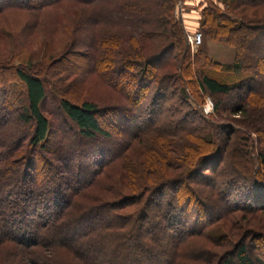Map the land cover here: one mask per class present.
Here are the masks:
<instances>
[{
  "label": "trees",
  "instance_id": "obj_1",
  "mask_svg": "<svg viewBox=\"0 0 264 264\" xmlns=\"http://www.w3.org/2000/svg\"><path fill=\"white\" fill-rule=\"evenodd\" d=\"M178 1L0 0V25L12 23L7 10L30 16L18 37L24 49L39 34L50 44L64 33V49L86 58V73L120 98L99 104L59 95L55 76L65 69L54 67L55 57L18 59L0 28V247H21L24 264H56L63 248L83 264H264V174L230 168L217 185L239 130L217 117L220 101L215 119L197 99L257 83L258 100L264 0H217L223 9L208 0L201 9L202 37L234 49L226 63L211 60L205 44L191 52ZM45 6L53 16L30 11ZM244 109L229 111L247 118ZM107 114L113 121L104 124L125 137L113 150L100 121ZM256 156L264 168V144ZM213 227L222 233L211 235Z\"/></svg>",
  "mask_w": 264,
  "mask_h": 264
},
{
  "label": "rangeland",
  "instance_id": "obj_2",
  "mask_svg": "<svg viewBox=\"0 0 264 264\" xmlns=\"http://www.w3.org/2000/svg\"><path fill=\"white\" fill-rule=\"evenodd\" d=\"M208 0H179L177 6H175V11L179 13V16L181 17V20L183 22L184 28L186 29V32L188 31L189 33H192L194 31H200V25H201V19H200V12L201 9L206 5ZM215 1L218 5L221 6L223 9V6L217 1ZM64 7L63 8H69L70 9V14L75 15V11L70 6L69 2H63L62 4ZM53 6H45V7H40L35 10L31 9L30 11H34L35 14L37 13V16L39 17L40 14H43L42 16L50 17L53 15L48 14V12L53 9ZM60 9V10H63ZM192 10V11H191ZM190 13L193 16H190L188 20L187 16L184 18L185 23L183 21V13ZM5 16H7V20L9 22H12L10 24L8 23H1L0 28H3L6 31V43H7V51H13L18 55V59H22L24 61H28L30 63L39 61L42 56L46 57L48 55V59L51 55L55 57L56 59V64L55 68L59 69H65L61 74L59 72H56L55 79L61 75L60 79L55 81V84L57 88H52L56 90V92L59 95H64L67 96L68 98H71L74 101L79 100V99H90L93 101H96L99 104L107 102V99L109 102L112 101L113 98L110 96L114 97V99H120L119 95L116 94L113 90H111L104 82L102 79H100L99 76H96V74H87L86 73V63L87 60L84 58L81 54L77 55L74 54V50L69 48L68 50L64 49L68 39L66 38V35L63 33L61 34L60 31L57 32V40L54 43L48 44V38L50 39L49 34H39V40L36 41L33 45H30L24 49L20 43V39L18 38L19 35L27 30H23L22 26H25L28 19L30 20V16L27 17L28 12H24L19 9L15 10H7L5 12ZM60 15L62 12H59ZM39 14V15H38ZM28 18V19H26ZM43 19V17H41ZM70 20V18H69ZM75 20V19H74ZM56 22L55 20L49 21L48 26L54 25ZM186 25V27H185ZM26 27V26H25ZM50 30V27H49ZM50 32V31H49ZM187 32V33H188ZM202 35V34H201ZM60 39H64V41H60ZM206 48V52L208 57L211 60L218 61V62H231L234 56V49L233 47L225 42L222 41H216L213 39H208L205 40L204 34L201 39L200 45H198L195 49L191 50V52L197 51L198 48H201L202 45ZM5 47V46H4ZM6 48V47H5ZM261 51V50H260ZM4 53V52H3ZM82 53V52H79ZM262 53V52H261ZM3 55V54H2ZM243 56H245V53H243ZM5 57V56H2ZM81 66V67H80ZM79 67V68H78ZM85 71V72H84ZM262 76V77H261ZM3 78L9 77L8 74L3 75ZM260 79H264V75H260ZM54 79V78H53ZM52 79V81H53ZM73 81V82H72ZM79 83H84V87L81 86ZM73 84V86H72ZM195 86V85H194ZM133 87L130 86V93L132 95L133 93ZM258 87L259 85L257 83H252L250 84V90L251 91H245L246 87H242L241 90L238 91H233L230 95H220V96H211L208 93H199L200 98H197L198 101L201 102V105L204 107V105L207 103L209 104L208 107H210V112H207L206 114L211 115V117L217 119L223 118V120L228 123L230 126L228 127L230 131H236L239 130V137L233 140L235 145V151L232 152V157L230 155L226 154V158L224 160V163L222 165L223 167V175L218 174V177L221 178L222 181H220L217 185L219 186H224V181L230 177L226 173L230 168L233 169H242V175H245V172H247V168L249 169L251 166L254 167L256 166L257 169L256 171L258 173H263L264 174V168L261 167L260 164H258L257 160V152L261 149V147L264 144V85L262 86L263 90L262 92L257 96L258 100L253 102V97L258 93ZM197 89V88H194ZM83 90V91H81ZM151 95L150 91L145 92V98L141 100L137 104V111L141 114V118H144L145 116V111L142 112L143 109V104L146 102V98ZM194 95V93H192ZM237 95H242V101L238 99ZM69 98V99H70ZM217 101L221 102V108H219V116H217L216 109H214L213 105ZM191 103L192 107H195L194 103ZM239 104H242V106H245L246 112L248 113V117H242L238 118V115H232L229 111L230 108L237 106ZM171 103L167 102L166 106L170 107ZM48 107H51V104L48 101ZM197 107V106H196ZM207 107V106H206ZM49 116L48 114H46ZM105 117L104 119H100L102 122L103 128L107 129L112 135L110 138L105 140L108 145L110 146L111 150L116 147V145H120L122 141L124 140V136L122 135V132H118L116 129L113 127H108L110 122L113 121V115H109ZM217 116V117H216ZM50 117V116H49ZM169 118H172L171 116H167ZM107 119V124L105 125L104 120ZM173 120L176 121V118H172ZM226 119V120H225ZM228 129V130H229ZM257 129V131H254ZM234 133V132H233ZM233 134H231L232 136ZM234 137V136H232ZM238 143V144H237ZM228 150L232 149V141L229 142L228 144ZM236 161L234 165L232 164V161ZM228 169V170H226ZM218 178V179H219ZM231 178V177H230ZM201 188L205 189L206 186L204 184L201 185ZM236 192V191H235ZM239 214V212H236ZM223 230L221 228H209V233L211 235H219L222 233ZM194 247H188V249H191ZM187 249V250H188ZM39 251L38 254H43L45 257L49 256V253H43L41 248L35 249ZM256 251V250H255ZM53 254V253H52ZM56 255L55 258L57 259L56 264H65L67 261L71 262L70 259H74V262L72 264H75V261L78 264H83L82 260L78 259L76 260V257L74 254L69 252L66 248L60 249V252L54 253ZM264 254V251H263ZM52 256V255H51ZM25 257H28V255L25 253V251L22 250L21 247L15 245V244H6L2 247H0V264H24L25 262ZM52 259V258H51ZM41 260V259H40ZM43 261V260H42ZM38 261L40 264H52L51 261L44 260ZM47 261V262H46Z\"/></svg>",
  "mask_w": 264,
  "mask_h": 264
},
{
  "label": "built area",
  "instance_id": "obj_3",
  "mask_svg": "<svg viewBox=\"0 0 264 264\" xmlns=\"http://www.w3.org/2000/svg\"><path fill=\"white\" fill-rule=\"evenodd\" d=\"M201 39H202V35L199 31L187 33V41L190 45L191 50L195 49L198 45H200ZM208 105L209 104L206 103L203 107L205 113L210 112V107H208Z\"/></svg>",
  "mask_w": 264,
  "mask_h": 264
},
{
  "label": "crops",
  "instance_id": "obj_4",
  "mask_svg": "<svg viewBox=\"0 0 264 264\" xmlns=\"http://www.w3.org/2000/svg\"><path fill=\"white\" fill-rule=\"evenodd\" d=\"M191 11H192V10H191ZM186 16H187V19L190 20L189 17H190V16H193V15H191L189 12H188V13H183V21H184V23H185V19H184V18H185ZM185 27H186V25H185ZM186 29H187V28H186ZM187 32H188V31H187ZM188 33H189V32H188Z\"/></svg>",
  "mask_w": 264,
  "mask_h": 264
}]
</instances>
